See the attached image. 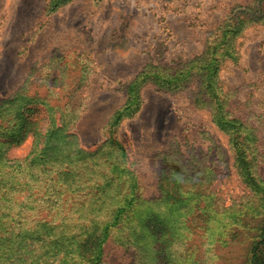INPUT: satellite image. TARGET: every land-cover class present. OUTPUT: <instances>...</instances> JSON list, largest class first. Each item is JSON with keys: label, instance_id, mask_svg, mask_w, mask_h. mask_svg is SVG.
I'll list each match as a JSON object with an SVG mask.
<instances>
[{"label": "trees", "instance_id": "16d2710c", "mask_svg": "<svg viewBox=\"0 0 264 264\" xmlns=\"http://www.w3.org/2000/svg\"><path fill=\"white\" fill-rule=\"evenodd\" d=\"M68 1L48 0L46 11ZM258 1L223 25L218 41L196 58V74L154 70L147 64L127 84L124 104L106 122L107 142L89 158L78 155L75 136L67 133L77 108L51 105L36 93L20 91L0 99V264H105L109 242L128 255L125 264H264L257 126L230 112L229 94L218 76L224 60L237 59L232 47L236 36L248 23L264 21ZM192 76L198 77L202 93L195 103L209 109L212 123L227 136L232 166L246 190L228 205L207 189L212 178L208 167L193 171L165 155L157 195L145 197L135 172L126 167L125 148L114 138L121 120L138 109L137 86L150 81L171 91ZM36 112L46 115L44 125L40 117H31ZM28 135L33 138L29 152L10 158L9 149ZM186 200L191 203L185 214H168Z\"/></svg>", "mask_w": 264, "mask_h": 264}, {"label": "rangeland", "instance_id": "374dc122", "mask_svg": "<svg viewBox=\"0 0 264 264\" xmlns=\"http://www.w3.org/2000/svg\"><path fill=\"white\" fill-rule=\"evenodd\" d=\"M253 1L69 0L48 12V0H0V99L20 91L36 93L51 105L77 108L67 133L75 136L78 155L89 158L107 142L106 122L124 104L127 84L147 64L196 74V58L218 41L229 18L240 17ZM255 5L264 6V0ZM232 47L237 59L223 61L219 82L229 94L230 112L257 126L258 172L264 178V21L248 23ZM197 79L192 76L171 91L141 83L138 109L121 120L114 138L125 148L126 167L135 172L145 197L157 195L165 155L193 171L208 167L207 189L228 205L246 190L232 166L227 136L212 123L209 109L195 103L202 96ZM37 116L43 125L47 122L43 112L31 113ZM32 142L28 135L8 156L24 157ZM189 203L167 212L185 214ZM123 251L109 242L105 264H125L129 257Z\"/></svg>", "mask_w": 264, "mask_h": 264}]
</instances>
